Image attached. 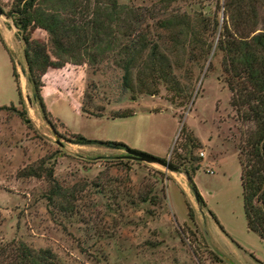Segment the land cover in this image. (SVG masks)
I'll return each instance as SVG.
<instances>
[{
	"label": "rangeland",
	"instance_id": "1",
	"mask_svg": "<svg viewBox=\"0 0 264 264\" xmlns=\"http://www.w3.org/2000/svg\"><path fill=\"white\" fill-rule=\"evenodd\" d=\"M226 1L119 0L139 13L151 11L155 34L166 35L160 23L170 16L200 21L212 52L197 56L198 63L191 50L180 56L175 75L182 94L165 84H154L153 95L134 94L112 60L96 70H51L42 95L52 127L33 101L24 44L7 16L14 0H0L6 44L0 40V246L23 241L36 252L52 250L61 264H264V243L247 225L239 161L242 139L254 126L231 107L216 50ZM34 39L48 37L39 31ZM13 67L30 124L19 114L24 107ZM85 92L94 99L90 106ZM122 112L134 116H113ZM73 135L123 144L173 166L174 150L183 153L186 140H198L201 148L191 151L200 165L195 187L184 174L126 159L128 149L71 144ZM50 170L69 192L55 206L47 199Z\"/></svg>",
	"mask_w": 264,
	"mask_h": 264
},
{
	"label": "trees",
	"instance_id": "2",
	"mask_svg": "<svg viewBox=\"0 0 264 264\" xmlns=\"http://www.w3.org/2000/svg\"><path fill=\"white\" fill-rule=\"evenodd\" d=\"M224 8L225 27L216 50L223 56V72L232 94L231 107L241 120L254 126L242 139L239 161L247 225L264 243V13L261 14L264 0H227ZM7 16L13 21L24 44L26 77L32 88L33 101L52 127L42 95L44 77L51 70H63L69 65H86L96 70L112 60L123 72L124 88L134 94L153 95L154 84H165L182 94L175 75L176 68L180 66V56L191 50L198 63L197 56L207 57L213 50V46L202 39L205 25H200V21L195 23L187 17L170 16L160 23L166 35L155 34L151 27V11L139 13L133 6L121 4L119 0H14ZM260 24L263 29L258 32ZM218 28L217 23L215 30ZM39 31L46 34L47 42L34 39ZM0 40L6 48L1 35ZM194 49L200 50L199 55ZM13 77L19 104L24 107L19 114L26 124H30L20 76L15 67ZM93 101L92 95L85 92L84 103L90 106ZM113 116L128 118L134 113L122 112ZM185 132L183 129L182 133ZM69 142L79 146L128 149L123 144L91 141L79 135H73ZM186 142L183 153L174 150V167L195 187L194 176L200 165L193 163L191 151L201 148L202 144L193 138ZM47 177L52 184L47 198L49 202L53 206L57 198L67 202L69 192L60 187L53 170ZM60 208L66 214H74L62 203ZM0 264L61 263L50 249L36 252L23 241H14L0 246Z\"/></svg>",
	"mask_w": 264,
	"mask_h": 264
},
{
	"label": "water",
	"instance_id": "3",
	"mask_svg": "<svg viewBox=\"0 0 264 264\" xmlns=\"http://www.w3.org/2000/svg\"><path fill=\"white\" fill-rule=\"evenodd\" d=\"M2 15H3V12L0 9V16ZM125 158L129 160H134L140 163L150 164V165L158 164L166 168L168 171L180 173V171L176 167H174L169 161H164V160L158 159L156 157H153L147 154H142V153H138L135 151H128L127 156Z\"/></svg>",
	"mask_w": 264,
	"mask_h": 264
},
{
	"label": "built area",
	"instance_id": "4",
	"mask_svg": "<svg viewBox=\"0 0 264 264\" xmlns=\"http://www.w3.org/2000/svg\"><path fill=\"white\" fill-rule=\"evenodd\" d=\"M201 156H202V157H204V156H205V154H203V153H202V154H201Z\"/></svg>",
	"mask_w": 264,
	"mask_h": 264
}]
</instances>
